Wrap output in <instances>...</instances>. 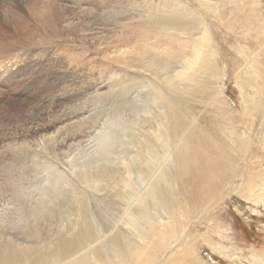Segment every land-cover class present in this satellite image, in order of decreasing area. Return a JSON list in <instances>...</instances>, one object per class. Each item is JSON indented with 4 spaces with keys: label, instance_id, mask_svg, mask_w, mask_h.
Returning a JSON list of instances; mask_svg holds the SVG:
<instances>
[{
    "label": "rangeland",
    "instance_id": "374dc122",
    "mask_svg": "<svg viewBox=\"0 0 264 264\" xmlns=\"http://www.w3.org/2000/svg\"><path fill=\"white\" fill-rule=\"evenodd\" d=\"M47 1L90 5L82 6L91 8L88 23L70 33L60 24L53 36L39 21ZM89 1L0 0V264L41 252L45 264H74L82 254L86 264H264V93L255 91L264 77V0ZM117 3L128 14L150 11L154 21L196 22L192 40L164 59L153 47L150 76L109 63L104 55L119 44L120 25L108 22ZM147 16L135 19V31ZM206 39L212 53L199 50ZM173 59L197 61L186 83L160 75ZM142 79L153 90L138 102L130 91ZM183 116L198 122L186 132V163L174 165L166 150L183 139L172 134L182 135ZM222 157L233 171L224 182L213 168ZM201 173L211 177L202 186ZM163 179H172L158 192L171 201L165 222L146 197Z\"/></svg>",
    "mask_w": 264,
    "mask_h": 264
},
{
    "label": "bare ground",
    "instance_id": "6f19581e",
    "mask_svg": "<svg viewBox=\"0 0 264 264\" xmlns=\"http://www.w3.org/2000/svg\"><path fill=\"white\" fill-rule=\"evenodd\" d=\"M112 1H110V2L112 3ZM192 1L201 7H205V6H212L215 0H192ZM93 2H95V0L89 1V4L92 3V5H95ZM113 2H115V1H113ZM79 4H81V3H79ZM54 5H52L50 1H47L44 5V8L42 9V12H41L42 15H41L40 20H39L40 25L43 26V29H46V30L50 29L49 31L53 36L54 35H55V37L58 36V32L55 29H57L60 24H65L66 25L65 29L67 30L66 32L70 33L71 31L75 32L77 30L83 29V27L88 23L89 18L87 16V14L91 8L87 9L84 7L85 8L84 9V8H82L83 5L82 6L79 5L80 7L74 8V9H71V8L70 9H64V8L62 9V8L55 7ZM85 5H87L88 7L90 6L88 4H85ZM106 5L108 6L110 4H105V6ZM235 5H236V2H235ZM115 6H116V8H115V13H116L115 16L116 17H115L114 21H110L111 19L108 20V18H107V20L110 24L120 25V28L118 31V36H116V38H115V39L119 40V44L117 47L116 46L110 47L111 51L109 53L105 54L104 58L109 63L114 62V63H117V64L123 66V67H131L133 69H136L139 73H141L142 75H145V76H150L152 71L155 70V68L151 64L147 63V61H146V60H151V58L155 56V55L153 56L152 52L150 51V50H152L153 47H156L159 51L158 54H156V57H158L160 59H164V58L170 56V52L173 49L174 50L178 49L176 45H180L181 43L192 40V31L197 26L196 22L181 23L179 21H174V20L172 22H169V20H159L160 18L157 21H154V20H152V18L154 16L150 11H139V9H137L135 12L128 14V13L123 11L124 7L120 6V4L117 3V4H115ZM53 7L55 9H52ZM47 8H50V9L45 10ZM111 8H112V6H111ZM215 8H217L216 4H215ZM144 12L146 14H148V16H147V18H145L143 20V23H142L143 27L141 29L135 31L133 28H138L137 26L133 25V24H135V19L138 16L141 17L142 13H144ZM111 14H112V12H111ZM162 17H164V16H162ZM76 19L78 20L77 23H73L74 20H76ZM84 30L91 31V29L89 27L85 28ZM80 32L82 33V37L85 36L83 30H81ZM87 36H90V35H87ZM195 36H198V34H196ZM199 50L201 53H204V52L212 53V46H211L210 39H206L205 41H203V43L200 45ZM183 63L187 64V67H186L187 69L184 68ZM196 65H197V61L191 62L188 60L179 61L177 59H173V60L168 62L167 66H160L159 73L163 77L170 76L171 79H172L173 75H178V80H179V83L181 85V84L186 83L188 81V79L190 77L189 73L193 71V69L195 68ZM260 79H261V83L258 85L257 88H255V91L258 90V91L264 93V77H262ZM256 81L258 82V79ZM134 85L138 86V88L136 89V92L130 91L124 87L122 90L119 91V93L126 96L127 93L130 91L131 95H133L132 96L133 99H135V101L141 102L143 100H146V98H147L146 95H148L150 93V91L153 90L152 84L150 83V81H148L146 79L137 80V82L134 83ZM219 90L220 89L217 88L216 92H218ZM112 92H114V91H112ZM221 94L222 93L220 91L219 95H221ZM102 96H103V94H96L95 96H93V98L98 99ZM163 98L164 97H161L160 101H159V104L161 106L160 107L161 112H164V110L168 106V102L164 101ZM172 105H174V103ZM172 105H170L171 108H173ZM261 105H262L261 102H256L253 105V110H257L258 108L261 107ZM178 115L176 116V124L175 125L178 124V122H177ZM226 120H228L229 123L232 122L229 119V117ZM59 122H60V120H57V121L53 122V124L55 125ZM197 122H198V120L195 121V119H194L193 122H191L190 124H187V123H185V119L183 116V119H182V125H183L182 135H181V130H175L172 133L173 136L176 138H178L179 136H183V139L180 140L181 142L179 141L180 143L179 142L176 143V140H174L173 143L174 144L176 143V144L172 148H169L166 150L167 155L173 160L174 165H178L179 162L186 163V160L188 158L187 152H188L189 148H191L190 143L184 144V141L186 139V132L189 129H192ZM54 128H55V126H54ZM184 128H185V130H184ZM232 129H233L232 127L227 128L226 129L227 132L225 134L223 132V134H224V136L229 135V137L232 139L231 141L233 142L234 137H232V135H233L232 133L234 132V130L232 131ZM198 132H199V130L197 132L191 131V135L187 136V138H193V137L200 136V134ZM107 135H108V133H107ZM227 140H228V138H227ZM231 141H229V142H231ZM247 142H248V140H247ZM247 142L246 141L245 142L240 141L239 142L240 144H237L235 146V147L239 148V153L243 156H244V153H246V150H243V149L247 147ZM211 144H213V143H211ZM220 144H221V142H220ZM213 146H215V145L213 144ZM217 146L215 148L220 149V147L217 148ZM180 150H181V152H180ZM210 152H211V150H208V153H210ZM222 158H223V160L220 163H218L217 165L213 166V168L216 170L215 177L221 179L224 182L229 176L233 175V171L230 168V164L226 163V160L224 159V157H222ZM159 165H160V170H163V168L165 167L166 164L162 165L159 163ZM165 175H166L165 173L162 174V176H165ZM210 179H211L210 176H208L206 174H202L201 186L207 184L210 181ZM163 180H164L163 186H160L158 181L153 185V190H152V194H151L153 197H150L149 195H147L146 197L149 200H152L157 205V207L161 210V214L159 215V219H161L163 222H165L172 215L171 201L164 200V197L168 198L167 194H160L158 192H160L162 189L167 187V185H169V182H172V179H171V181H167L166 179H163ZM149 183H150V180H149ZM210 186H213V188H216V189L218 188V186H216L214 184H210ZM136 202L142 208V214L144 213L145 216L148 217V215H149L148 210H147L148 200H146L145 205H144L142 195H141L136 200ZM145 206H146V208H145ZM0 233H1V235H4L2 231H0ZM17 245L19 248L24 246V244L21 245L20 243H17ZM35 246L41 249V246L39 244L38 245L36 244ZM161 246H162V242H160L157 247L160 248ZM56 249L58 250V248H56ZM99 249H100V251L97 250L98 253H100L97 256L98 260H103L106 262V255L104 253L105 249L104 248H99ZM39 251L41 252V250H39ZM50 255L48 254V256H50ZM67 257L72 258L73 254L68 253ZM85 258H86L85 255L82 254L75 259L72 258L71 260L74 259V264H86L87 260ZM21 259H22L21 257L18 259L17 264L21 261ZM45 259L50 262L55 258H54V256H52V257L45 258ZM22 260L24 261L22 264H28V263L29 264H45L44 263V256H42V252H41L40 256L36 255L33 258H28V259L24 258ZM51 264H54V263L51 262Z\"/></svg>",
    "mask_w": 264,
    "mask_h": 264
}]
</instances>
